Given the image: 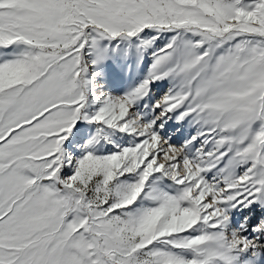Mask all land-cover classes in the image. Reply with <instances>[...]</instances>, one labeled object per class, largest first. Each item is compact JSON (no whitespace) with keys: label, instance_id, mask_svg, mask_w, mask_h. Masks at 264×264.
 Instances as JSON below:
<instances>
[{"label":"snow or ice","instance_id":"1","mask_svg":"<svg viewBox=\"0 0 264 264\" xmlns=\"http://www.w3.org/2000/svg\"><path fill=\"white\" fill-rule=\"evenodd\" d=\"M0 264H264V0H0Z\"/></svg>","mask_w":264,"mask_h":264}]
</instances>
